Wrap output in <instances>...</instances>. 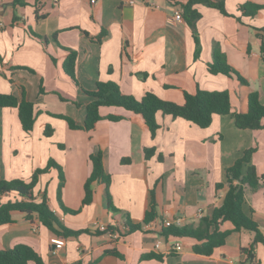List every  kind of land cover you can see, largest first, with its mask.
Wrapping results in <instances>:
<instances>
[{
  "label": "crops",
  "instance_id": "crops-1",
  "mask_svg": "<svg viewBox=\"0 0 264 264\" xmlns=\"http://www.w3.org/2000/svg\"><path fill=\"white\" fill-rule=\"evenodd\" d=\"M186 1L98 0L92 5L89 0H0V93L34 102L37 112L32 130L25 132L16 108H0V179H28L53 160L64 178L61 204L78 211L62 210L59 171L53 166L39 175L35 201L45 195L66 227L86 229L60 236L36 216L29 219L13 211L11 221L0 225V250L26 244L44 264H249L247 252H252V262L264 264V244L251 245L253 232L234 231L229 221L221 229L232 231L210 255L195 253L192 238L143 227L122 230L127 216L142 221L152 198L156 216L151 222L181 216L182 226L197 225L222 203L226 187L218 189L216 184L225 183L226 168L247 148H254L250 164L264 175V130L239 128L232 115L247 110L252 91L264 104V8L254 16L242 15L238 8L245 2L263 6L264 0H223L227 14L195 4L201 14L195 34L184 19L173 20L174 10H181ZM214 44L246 82L208 71ZM62 47L77 52L75 81L62 69L67 54ZM97 81H113L137 99L152 92L177 104L184 102L185 92L193 94L198 88L227 90L231 113L214 115L210 125L201 128L157 112L159 128L152 137L139 115L120 106H101V119L93 129H70L57 115L82 123L91 100L84 90L93 89ZM110 114L122 118L113 121ZM46 124L52 128L49 136L44 134ZM151 147L155 151L146 157L144 149ZM97 151L109 184L92 182L91 200L83 205L90 155ZM14 198L13 193L0 195V202ZM242 209L264 235V184L245 188ZM99 224L116 226L119 239L99 231ZM55 236L63 245L51 241ZM177 239L182 247L175 251ZM149 254L161 259L144 258Z\"/></svg>",
  "mask_w": 264,
  "mask_h": 264
},
{
  "label": "trees",
  "instance_id": "trees-1",
  "mask_svg": "<svg viewBox=\"0 0 264 264\" xmlns=\"http://www.w3.org/2000/svg\"><path fill=\"white\" fill-rule=\"evenodd\" d=\"M195 4H204L208 7L218 9L221 13L227 14L224 8L223 0H188L181 4L183 19L190 26L193 33H196V22L200 18V12L194 7ZM239 10L242 15L254 16L259 14V10L264 8V5H258L250 2H245L239 5ZM30 34L36 38L39 35L30 31ZM104 34L102 31L97 39ZM56 41L55 35L52 36ZM57 42V41H56ZM66 52V56L62 63L64 73L73 81L74 68L76 61V50L62 47ZM261 53L264 59V44L261 45ZM208 71L212 74L222 73L227 76H236L239 81L246 80L237 73V71L227 62L223 52H221L218 44L213 45L212 59L207 64ZM91 98L85 105V117L82 123L76 122L69 116L57 115L66 121L70 129L91 130L96 122L101 119L99 109L101 106H120L139 115L147 125L152 137L155 136L159 123L156 119V113L161 112L164 115H169L172 118H183L191 121L201 128L210 125L214 115H223L231 113L230 96L227 90H204L198 88L195 93H184V102L177 104L172 101H167L152 92H146L137 99L133 95L121 92L118 85L113 81H97L96 85L91 90H84ZM11 107L16 108L18 118L23 131L30 132L34 126L37 112L35 104L24 98L19 99L12 93H0V108ZM235 125L242 129L264 130V104L259 100L257 91H252L248 94L247 110L245 112H233ZM122 118L121 115L110 114L108 119L117 121ZM52 128L49 124L45 125L44 134L49 136ZM153 147L144 149L146 157H150L154 153ZM254 148L250 147L243 151L232 165L226 168L225 183H217L216 188L226 187V192L222 203L215 207L209 216H204L199 219L197 225H183L162 227L159 231L165 236H173L176 238H192L195 240L192 245V250L195 253L210 255L213 250L224 244L226 237L232 230L242 231L248 230L253 232L251 245L261 242L264 244V235L258 227L256 221L244 213L242 203L244 200L245 188L254 190L261 184H264V175H259L256 172L254 165L250 164V159ZM91 173L84 183V197L82 204H88L92 196V182L100 181L106 186L109 184V175L103 168L102 154L97 151L90 155ZM127 158L122 161H127ZM56 167L59 171L60 181L57 188V199L62 210L65 212L76 213L78 210L67 209L62 206L60 201V190L63 184V175L60 166L53 160H49L48 164L42 168H36L28 179H0V195L9 193L15 194L13 200L0 202V225L11 221L13 211L22 212L26 218L36 216L39 221L47 229L56 235L60 236H76L86 229L73 230L66 227L51 209L48 199L45 195L40 201H35L33 188L38 181L40 174L45 173L50 167ZM245 171L243 172V168ZM156 216V206L152 198L150 209L146 211L141 222H132L127 216L124 218V225L129 228V231L141 229L145 224L152 221ZM229 221L233 225L232 230H222L223 222ZM252 252H247L246 262L249 264H257L252 262ZM144 258H158L161 256L156 254L145 255ZM44 264L39 254L29 245L16 244L15 246L0 250V264Z\"/></svg>",
  "mask_w": 264,
  "mask_h": 264
},
{
  "label": "built area",
  "instance_id": "built-area-1",
  "mask_svg": "<svg viewBox=\"0 0 264 264\" xmlns=\"http://www.w3.org/2000/svg\"><path fill=\"white\" fill-rule=\"evenodd\" d=\"M57 1V0H54ZM98 0H89L90 4H95ZM133 0H129V3H132ZM173 20L174 21H183V16H182V12L180 9H175L174 10V15H173ZM183 222V218L181 216H176V217H164L161 221L158 222H148L147 224H145L143 226V228L145 229H149V230H154L156 232H158L162 227H171V226H182ZM98 230L101 232H104L108 235V237L112 240H118L119 239V235H120V231L119 229L114 226V225H104V224H99L98 225ZM122 230H126L128 231L129 228L126 225H122ZM51 241L58 245L61 246L64 243V240L61 237L55 236L52 237ZM160 241L158 240L155 243V248H158ZM182 247L181 241L179 239H177L173 244H172V249L175 251L180 250Z\"/></svg>",
  "mask_w": 264,
  "mask_h": 264
}]
</instances>
